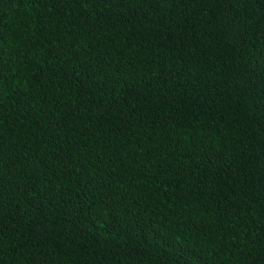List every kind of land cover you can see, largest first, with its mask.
Segmentation results:
<instances>
[{
	"label": "trees",
	"instance_id": "obj_1",
	"mask_svg": "<svg viewBox=\"0 0 264 264\" xmlns=\"http://www.w3.org/2000/svg\"><path fill=\"white\" fill-rule=\"evenodd\" d=\"M0 264H264V0H0Z\"/></svg>",
	"mask_w": 264,
	"mask_h": 264
}]
</instances>
